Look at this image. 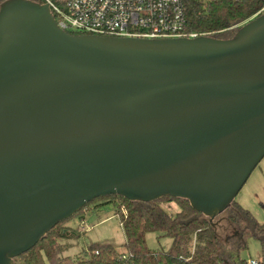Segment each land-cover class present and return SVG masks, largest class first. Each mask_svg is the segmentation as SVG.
Listing matches in <instances>:
<instances>
[{"label":"water","instance_id":"water-1","mask_svg":"<svg viewBox=\"0 0 264 264\" xmlns=\"http://www.w3.org/2000/svg\"><path fill=\"white\" fill-rule=\"evenodd\" d=\"M264 158V12L232 37L71 34L0 6V264L109 195L189 200L210 222Z\"/></svg>","mask_w":264,"mask_h":264},{"label":"trees","instance_id":"trees-1","mask_svg":"<svg viewBox=\"0 0 264 264\" xmlns=\"http://www.w3.org/2000/svg\"><path fill=\"white\" fill-rule=\"evenodd\" d=\"M6 0H0V6ZM42 3L44 0H35ZM190 27L213 36L232 37L240 25L264 8V0H184ZM71 34H75L71 32ZM107 199L125 234V250L118 251L111 242H97L88 251L75 257L61 256V240L76 236L75 230L61 228L74 216L96 201ZM175 201L176 214L169 213L162 202ZM104 203V202H103ZM100 203V205H104ZM97 206V205H96ZM99 206V205H98ZM211 223L208 216L192 207L189 200L163 196L151 202L131 201L123 196L96 198L67 220L54 226L33 248L14 259V264H247L240 252L248 249L254 237L264 244V223L236 201ZM236 228V233L222 238L220 221ZM147 232H161L172 238L167 251L151 249ZM264 264V260L260 261Z\"/></svg>","mask_w":264,"mask_h":264},{"label":"built area","instance_id":"built-area-1","mask_svg":"<svg viewBox=\"0 0 264 264\" xmlns=\"http://www.w3.org/2000/svg\"><path fill=\"white\" fill-rule=\"evenodd\" d=\"M58 25L81 35L136 38L213 36L190 27L184 0H44ZM264 12V8L255 16ZM247 264H260L252 259Z\"/></svg>","mask_w":264,"mask_h":264},{"label":"rangeland","instance_id":"rangeland-1","mask_svg":"<svg viewBox=\"0 0 264 264\" xmlns=\"http://www.w3.org/2000/svg\"><path fill=\"white\" fill-rule=\"evenodd\" d=\"M234 201L251 211L259 222L264 223V158L252 171ZM105 202L107 199L94 202L83 211V217L74 216L62 224L61 228L74 229L76 236L60 241V244L63 245L60 252L61 256L75 257L84 254L91 244L97 242H111L118 251L123 252L125 250L126 238L120 217L115 214L114 206L105 204ZM100 203L104 205H100ZM161 206L172 214L179 211L175 201L162 202ZM221 215L226 216V213ZM220 223L223 227L221 230L222 238L236 233V228L228 225L225 219H222ZM146 242L153 250L167 251L171 247L172 238L161 232H147ZM247 242L248 249L240 252V258L247 262L252 259L264 260V244L254 237H250Z\"/></svg>","mask_w":264,"mask_h":264}]
</instances>
